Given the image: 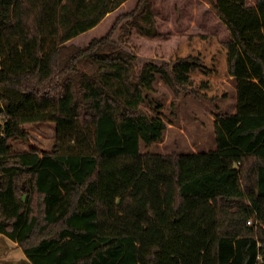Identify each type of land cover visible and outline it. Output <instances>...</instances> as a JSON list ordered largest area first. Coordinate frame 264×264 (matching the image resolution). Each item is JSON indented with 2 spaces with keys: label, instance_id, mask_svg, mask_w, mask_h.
Here are the masks:
<instances>
[{
  "label": "trees",
  "instance_id": "trees-1",
  "mask_svg": "<svg viewBox=\"0 0 264 264\" xmlns=\"http://www.w3.org/2000/svg\"><path fill=\"white\" fill-rule=\"evenodd\" d=\"M208 2L228 39L159 31L152 0H0V234L31 264H264V0ZM226 78L215 148L140 150L156 80L214 102Z\"/></svg>",
  "mask_w": 264,
  "mask_h": 264
},
{
  "label": "rangeland",
  "instance_id": "rangeland-1",
  "mask_svg": "<svg viewBox=\"0 0 264 264\" xmlns=\"http://www.w3.org/2000/svg\"><path fill=\"white\" fill-rule=\"evenodd\" d=\"M252 4L254 0H247ZM157 27L159 31L171 34L190 32H215L222 39L229 38L228 29L217 19L208 0H152ZM100 29V28H99ZM101 30H93L85 37L99 34ZM76 37L74 42H78ZM126 44L133 45L139 52L147 46L139 43L137 37H130ZM142 44V46H141ZM126 45V46H127ZM142 47V48H141ZM143 54V53H142ZM144 60L162 61L149 58L143 54ZM232 79H222L229 97L226 100L207 101L194 98L181 92L175 95L161 80L154 82V90L145 92L146 100L142 108L149 113L159 114L166 124L162 138L150 145H140L141 151L155 152H187L204 151L215 148L214 123L216 113L232 111L235 106V87ZM27 130L42 144L51 147L54 141L53 123H35ZM16 149L23 146L14 143ZM0 264H31L25 254L14 241L0 234Z\"/></svg>",
  "mask_w": 264,
  "mask_h": 264
},
{
  "label": "crops",
  "instance_id": "crops-1",
  "mask_svg": "<svg viewBox=\"0 0 264 264\" xmlns=\"http://www.w3.org/2000/svg\"><path fill=\"white\" fill-rule=\"evenodd\" d=\"M15 243V242H14Z\"/></svg>",
  "mask_w": 264,
  "mask_h": 264
}]
</instances>
